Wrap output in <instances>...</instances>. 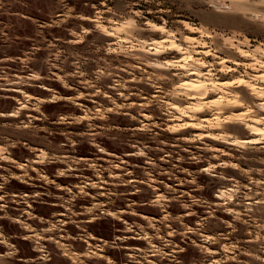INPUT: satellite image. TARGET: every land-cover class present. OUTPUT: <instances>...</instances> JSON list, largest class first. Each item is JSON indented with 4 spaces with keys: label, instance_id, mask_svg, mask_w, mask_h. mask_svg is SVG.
<instances>
[{
    "label": "rangeland",
    "instance_id": "rangeland-1",
    "mask_svg": "<svg viewBox=\"0 0 264 264\" xmlns=\"http://www.w3.org/2000/svg\"><path fill=\"white\" fill-rule=\"evenodd\" d=\"M0 264H264V0H0Z\"/></svg>",
    "mask_w": 264,
    "mask_h": 264
},
{
    "label": "bare ground",
    "instance_id": "bare-ground-1",
    "mask_svg": "<svg viewBox=\"0 0 264 264\" xmlns=\"http://www.w3.org/2000/svg\"><path fill=\"white\" fill-rule=\"evenodd\" d=\"M199 73H200V72H197V71H196V75H197V76H200V74H199Z\"/></svg>",
    "mask_w": 264,
    "mask_h": 264
}]
</instances>
